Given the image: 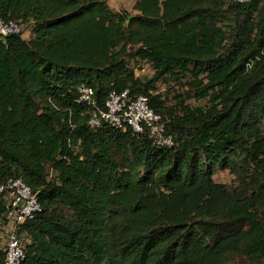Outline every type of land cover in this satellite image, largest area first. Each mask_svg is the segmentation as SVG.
<instances>
[{"label":"trees","instance_id":"1","mask_svg":"<svg viewBox=\"0 0 264 264\" xmlns=\"http://www.w3.org/2000/svg\"><path fill=\"white\" fill-rule=\"evenodd\" d=\"M133 11L0 0V20L28 33L0 36V185L21 179L38 201L14 225L18 264H264V0ZM143 65L150 75L136 74ZM124 91L148 99L170 145L90 124ZM224 171L232 184L213 180Z\"/></svg>","mask_w":264,"mask_h":264},{"label":"built area","instance_id":"2","mask_svg":"<svg viewBox=\"0 0 264 264\" xmlns=\"http://www.w3.org/2000/svg\"><path fill=\"white\" fill-rule=\"evenodd\" d=\"M247 3L251 0H236ZM19 33V25L13 21L0 20V36L6 37ZM79 100L91 103L93 91L82 86L79 88ZM105 123L117 128H130L136 133L147 130L149 136L158 145H170L171 138L164 135L161 118L149 106L145 97H132L128 91L112 92L108 95L104 110L93 114L90 124L99 126ZM7 196L10 229L0 238H4V264H18L24 256V250L14 234V225L26 221L38 209L36 195L21 179H9L0 185V195Z\"/></svg>","mask_w":264,"mask_h":264},{"label":"rangeland","instance_id":"3","mask_svg":"<svg viewBox=\"0 0 264 264\" xmlns=\"http://www.w3.org/2000/svg\"><path fill=\"white\" fill-rule=\"evenodd\" d=\"M108 6L115 12H126L129 15H134L133 5L135 0H106ZM19 33L22 34L23 38L28 37V33L25 30L24 26H19ZM136 74L138 76L150 75V70L148 66L143 65L141 69H136ZM213 180L215 182L223 183L226 185H230L233 183V177L228 174V172H217L216 175L213 176ZM236 237H231L223 242L220 246L219 251L214 253V255H218L221 252L232 250L235 246ZM233 264H248L243 260H239L238 258L232 261Z\"/></svg>","mask_w":264,"mask_h":264}]
</instances>
